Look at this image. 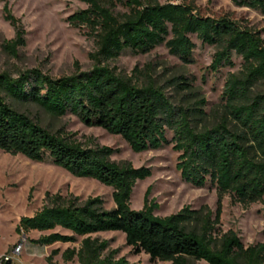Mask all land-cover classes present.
Here are the masks:
<instances>
[{"label": "trees", "instance_id": "obj_1", "mask_svg": "<svg viewBox=\"0 0 264 264\" xmlns=\"http://www.w3.org/2000/svg\"><path fill=\"white\" fill-rule=\"evenodd\" d=\"M77 1L86 8L66 22L72 28L86 29L94 40L92 68L58 78L38 68L18 71L15 76L0 73V151L36 163L49 161L75 178L109 187L114 207L104 209L100 198L79 201L46 193L41 209L21 217L15 231L20 235L51 232L30 240L41 248L75 244L80 239L77 248L61 253L64 263L135 264L116 258L117 251L110 250L106 240L91 236L120 232L132 253L148 256L151 263L264 264V243L245 246L236 233L219 227L225 196L243 208L264 205V88L258 89L264 87V30L243 26L228 14L202 15L193 1ZM228 1L264 16V0ZM5 19L15 39L4 47L16 56V48L24 45L23 30L9 13ZM192 36L216 48L208 66L211 72L233 67V55L241 59L240 69L225 79L211 124L205 99L185 100L198 94L190 79L179 76L168 82L176 94H182L175 104L148 69L135 68L127 77L106 65L127 51L143 55L160 46L183 64H191L196 47ZM24 104H33L53 118L72 115L87 127L119 137L136 154L171 145L181 181L196 189L212 187L216 211L184 207L169 216H155L158 206L148 200L150 189L143 208L131 209L134 186L150 177V169L119 165L111 160L109 147L81 146L50 132L17 109ZM58 253L52 250L46 264Z\"/></svg>", "mask_w": 264, "mask_h": 264}, {"label": "rangeland", "instance_id": "obj_2", "mask_svg": "<svg viewBox=\"0 0 264 264\" xmlns=\"http://www.w3.org/2000/svg\"><path fill=\"white\" fill-rule=\"evenodd\" d=\"M158 1L161 4L193 1L202 15L220 17L228 14L243 26L256 31L264 30V16L247 8L235 7L228 0ZM85 8L86 5L77 0H0V73L7 72L15 76L18 71L38 68L58 78L71 75L76 69H91V55L96 50L94 40L86 35V29L72 28L66 22L67 17ZM8 13L20 22L23 30L24 45L16 48V56L4 47L7 42L15 39V31L5 19ZM191 39L196 45L191 64H183L160 46L143 55L127 51L106 65L115 73L127 77L132 76L135 68L142 72L148 69L155 83L164 88L175 104L182 98V94H176L168 82L179 76L190 79L198 94L196 98L188 96L185 100L192 103L195 99H205L204 110L211 124L215 115L213 112L220 103L225 79L229 73L240 69L241 59L233 55V67H222L217 72H211L208 66L216 48L202 45L194 36ZM263 88L258 87L259 90ZM17 109L70 142L85 147L111 148V160L119 165L128 163L133 168L150 169V177L137 181L134 186L131 209L139 211L143 208L145 193L150 189L148 200H154L158 206L154 211L155 216H169L184 207L193 210L207 207L212 212L216 211V194L212 187L196 189L181 181L175 169L177 153L171 145L136 154L119 137L109 135L97 127H87L72 115L53 118L33 104L19 105ZM170 134L168 131V138ZM46 193L77 197L79 201L100 198L104 209L114 207L112 189L109 187L94 180L75 178L49 161L36 163L23 156L0 151V259L20 246V254L12 258L13 264H46L44 255L49 256L52 250H58L59 253L52 257L50 264H78L76 260L64 263L61 253L66 248H77L80 239L75 244L41 248L30 240H37L47 233L29 232L20 235L15 231L21 217L32 216L41 209ZM219 220L221 231H233L243 245L264 243V205L256 203L243 208L232 204L230 197L225 196L221 201ZM56 232L66 234L60 229H56ZM91 236L106 240L109 249L117 251L116 258L124 257L130 263L170 264L159 261L151 263L144 254L134 255L131 248L125 245L124 235L120 232ZM196 264L206 263L200 261Z\"/></svg>", "mask_w": 264, "mask_h": 264}, {"label": "built area", "instance_id": "obj_3", "mask_svg": "<svg viewBox=\"0 0 264 264\" xmlns=\"http://www.w3.org/2000/svg\"><path fill=\"white\" fill-rule=\"evenodd\" d=\"M21 251V247L17 246L15 247L12 251L10 255L4 256L3 258L0 259V264H5L6 261L11 260L14 256H18L20 254Z\"/></svg>", "mask_w": 264, "mask_h": 264}, {"label": "crops", "instance_id": "obj_4", "mask_svg": "<svg viewBox=\"0 0 264 264\" xmlns=\"http://www.w3.org/2000/svg\"><path fill=\"white\" fill-rule=\"evenodd\" d=\"M63 231V230H62ZM55 232H56V230H55ZM64 232H66V231H64ZM39 233H47V234H49V233H51V232H39ZM66 234H68L69 235V232H66ZM62 245L61 243H55V244H53V245ZM53 245H50V246H47V247H51V246H53ZM63 245H67V244H63ZM47 247H44V248H47ZM66 247H69V246H66ZM55 249H57V248H55ZM67 249V248H66ZM25 251L29 254L30 252H28V250L25 248ZM30 255V254H29ZM32 256V255H31ZM47 257V255H44V257Z\"/></svg>", "mask_w": 264, "mask_h": 264}, {"label": "water", "instance_id": "obj_5", "mask_svg": "<svg viewBox=\"0 0 264 264\" xmlns=\"http://www.w3.org/2000/svg\"><path fill=\"white\" fill-rule=\"evenodd\" d=\"M5 264H13L11 260L5 262Z\"/></svg>", "mask_w": 264, "mask_h": 264}]
</instances>
